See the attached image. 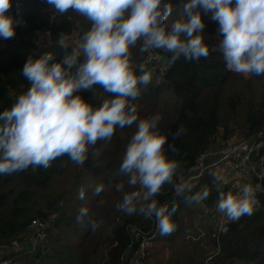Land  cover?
Listing matches in <instances>:
<instances>
[{"label":"clouds","instance_id":"clouds-1","mask_svg":"<svg viewBox=\"0 0 264 264\" xmlns=\"http://www.w3.org/2000/svg\"><path fill=\"white\" fill-rule=\"evenodd\" d=\"M56 13L69 10L91 22L81 43L56 60L52 52L27 58L22 75L30 87L18 95L10 108L0 112V175L32 167L47 169L61 156L84 165L90 149L100 140L111 141L117 127L137 130L127 144L119 171L127 177L116 184L123 193L116 204L118 211L129 216L139 213L154 218L160 235L176 230L172 219L177 211L175 200L160 204L157 199L164 185L172 184L180 167L170 159L165 145L168 134L158 130L159 115L138 118L133 101L152 78L151 71L140 65L137 75L132 66V49L139 52L161 49L171 54L172 62L183 57L199 61L209 56L202 13L218 24L219 44L226 68L248 75H264V0H181V14L171 22L172 0H46ZM12 0H0V38L14 37L19 21L12 16ZM61 46L67 48L61 40ZM82 57V59H79ZM99 86L111 94L93 107L79 93ZM185 132L178 127L173 138ZM175 151V149H172ZM218 188L217 210L229 221L253 214V192L244 185L235 193L220 188L222 177L212 173ZM193 185L182 178L173 184V196L199 204L209 196L205 187L194 195ZM104 190L94 188V195ZM79 198H85L80 189ZM103 204V201L99 202ZM89 208L78 209L76 221L83 223ZM103 220L89 219L95 231Z\"/></svg>","mask_w":264,"mask_h":264},{"label":"trees","instance_id":"trees-1","mask_svg":"<svg viewBox=\"0 0 264 264\" xmlns=\"http://www.w3.org/2000/svg\"><path fill=\"white\" fill-rule=\"evenodd\" d=\"M172 3L174 11L169 17V22L176 19L182 11L179 7L181 0H172ZM48 6L46 0H30L16 7L12 12V15L19 21L15 28L18 38L9 42L0 51V112L5 108H10L15 102L18 94L13 91L22 93L30 87L29 82L22 75L23 66L29 56L52 52L56 60H62L66 52L70 53L73 49L64 42L63 44L67 48L61 46L60 42L63 36L75 29L78 31V37L81 38L91 27L90 21L72 10L60 15L56 12L50 13L46 9ZM202 19L205 23L204 35L209 46V56L201 58L199 61H187L181 57L172 62L171 54L163 51L167 59L166 65L160 71H152L151 66H145L147 70L151 71V81L146 87H142L140 96L132 102L138 108L142 106L145 99L157 103L169 97L174 98L175 104L171 109L157 111L151 108L147 117L154 115L161 117L158 130L168 134V143L165 145L168 150L167 155L170 159L177 160L180 165L173 178V183L164 185L161 194L154 197L160 204L168 203L169 209H171L170 202L175 200L177 211L172 219L176 230L170 235H160L154 218L146 219L139 213L129 216L117 210L116 204L121 201L123 193L117 192L116 187L111 186L113 195L109 199H105L103 191L99 195L93 194L97 183L84 182L79 185V190L83 188L85 195L89 194L91 197L79 201L78 194L74 200L76 202H73L72 205L68 203L65 197L66 193L60 192L55 197L48 199L43 207L36 206L33 215L41 219H48L56 227L58 235L51 236L50 248L46 246L44 250H37L33 254L24 250H10L8 255L12 253L17 264H35L34 262L36 264H85L89 260V253L85 245L91 244L92 253H94L97 250L96 241L101 250L105 249V264H129L144 237H150L151 240L170 241L174 240L176 235L180 233L182 235L183 232L189 230L185 224V218L182 219V216L185 214L188 216L190 213L193 218L200 209L195 203L187 204L184 196L174 198L173 184L179 182L189 171L199 153L211 146L214 138L218 135L219 128L232 129L233 124L226 123L225 117H229L231 122L235 121L236 127L243 132L242 137L254 134L264 126V75L257 76L256 84L253 82L256 91H253L251 87L252 94L246 100L243 120L236 121L237 105L241 98L230 95L224 101L220 94L221 86L229 79L228 75H231L233 71L226 68L222 54L215 50L219 44V38L214 36L215 22L203 13ZM42 32L48 33L49 42L39 47L36 39ZM137 47L140 45L137 44L131 51ZM146 53H143L144 57ZM132 59L136 60L137 56ZM132 66L137 75L142 74L139 64ZM154 72H162L161 78L157 82L153 80ZM79 94L93 107L99 106L103 99L111 97V94L104 92L99 86H95L93 91H81ZM178 127H183L185 132L181 137L173 138ZM115 131L116 134L113 135L111 141L100 140L90 149L88 159L84 164L91 168L88 176L85 177L86 180L90 178L91 173L98 172V167L91 166L93 158L96 160L104 158V155L101 157V153L92 157V152H100V145L112 142L116 136L119 139L120 132L128 131L127 139H131L134 135L130 127H117ZM230 133L231 131L227 135ZM258 153H264V144ZM70 162L68 156L64 155L54 160L47 169L29 167L23 171L0 175V243L11 239L21 242L23 237L21 238L20 235L26 228L28 220L33 217L21 212L28 211V207L25 209V206L28 205H23V203L26 204V201L29 200L32 189H18L14 196L9 197L10 194L2 189V186L7 183L14 184L20 179L26 186L31 184L47 188L57 170H65ZM107 175L109 182L127 179L119 169L110 170ZM191 184L193 185L191 193H185V195H194L207 187L210 194L206 200L201 201L203 207L210 209L217 203L218 188L210 170L198 177L197 180L192 181ZM262 185L263 189L253 194L254 203L251 216H242L237 222L230 221L228 230L219 234L218 239L214 236H206V241H184L185 245L197 246L203 255L210 251V247H214L215 251L211 255L210 264H231L233 261L250 264L253 260L258 259L264 253V178ZM232 186L230 183L223 185L220 183V188L225 192L233 190L235 187ZM90 199L103 201L106 207L96 211ZM81 206L89 208V217H86L82 224L76 221L78 209ZM72 208L73 211L70 212L69 210ZM89 219H102L103 223L93 231L89 225ZM135 232L139 233V237H135ZM212 232L214 233L213 229ZM76 238H79L77 243L74 241ZM77 245L81 246L77 247ZM77 250L79 254L74 255L73 252ZM187 262L186 264H190ZM170 264L185 263L175 260Z\"/></svg>","mask_w":264,"mask_h":264},{"label":"rangeland","instance_id":"rangeland-1","mask_svg":"<svg viewBox=\"0 0 264 264\" xmlns=\"http://www.w3.org/2000/svg\"><path fill=\"white\" fill-rule=\"evenodd\" d=\"M174 5V4H173ZM50 13H55V10L48 6L46 8ZM76 25H78V22H76ZM217 29L218 24L215 22V28H214V36H217ZM65 44H68L72 48H76L81 43V38L78 37V31L72 30L70 33H67L63 36L61 39ZM37 45L39 47L43 46L47 42H49L48 33L42 32L38 35L36 39ZM157 54V59L152 63L151 70L160 71L164 65H166L167 59L165 58L163 54V50L161 49H154ZM146 55V54H145ZM137 56L136 60L132 59V65L137 66L143 65V53L139 52V47L137 49L132 51V57ZM143 56V58H142ZM162 72H154L153 74V80L154 82H157L161 78ZM229 79L221 86L220 94L221 97L226 101V98L230 97V95H236L239 98V103L237 105L238 113L236 114V121L241 122L244 117V109H245V103L246 100L250 98L252 94V88L253 91H256V87L254 83H257L258 77L256 75H244L239 74L236 72H233L231 75H228ZM254 82V83H253ZM252 87V88H251ZM258 94H259V87L257 86ZM13 93H17L18 95L21 94V92L13 91ZM104 95V93H101ZM249 97V98H248ZM256 98V97H255ZM106 99V98H105ZM254 99V98H253ZM255 100V99H254ZM175 104L174 98L169 97L164 100H160L159 102L155 103L153 100L146 99L142 102V106L138 107V118L143 119L147 118V114L150 112L149 109H155L157 111H160L162 109H171V107ZM229 117H225L224 121L228 124H233L232 129L224 130L223 128H219L218 135L214 138L213 142L211 143L210 148L218 147L223 144H226L230 141L237 140L244 138L242 137L243 132L236 127L235 121L231 122V119ZM130 130L132 134H134L137 130L136 124L134 123ZM231 133L227 135L229 132ZM116 134V131L114 132V135ZM128 131L120 132L119 133V139L117 136L112 140V142L100 145L99 151H95L91 153V156L94 157V155H97L101 153V157L104 155V158L96 160V158H93V167H98V172H93L90 174V178L88 180L85 179L86 175L91 170L90 166L87 165H77L74 162H70L65 170H57V172L54 174L53 179L51 181L50 186L47 188H41L39 186H33L31 184H28L27 186L19 179V181L14 184L7 183L5 186H2V189L8 191L9 197L14 196V194L17 192L18 189H32V193L29 195V200L26 201V204L23 203L25 206V209L28 207V211H21L22 213H27L28 215H31V217L28 222L26 223V228H29V223L32 218L38 217L34 216V210L36 206L43 207L47 200L55 197L60 192H65V197L68 200L69 204L73 205V202L79 194V185H81L84 182H95L97 184H103L104 190H103V196L105 199H109L111 195V186L116 187L117 183L124 182L125 184V191L129 189L127 186V179L117 181V182H109L108 181V175L107 172L110 170H115L120 168V164L122 163L124 152L126 149L127 144L130 142L131 139H127ZM227 136V137H224ZM106 152V153H105ZM212 173H215L219 176H221L223 179L221 181V184H228L230 183L233 185L232 187H235L238 185L241 180L236 171H234L230 164L227 162H219L217 164H214L213 167L210 169ZM188 172L182 177V179H186ZM88 176V175H87ZM91 197L89 194L85 195L84 199H87ZM83 199V200H84ZM79 199V201H83ZM90 202L93 205V208L98 211L102 207H106V205L100 204L99 201H95L94 199H90ZM195 205L200 209L199 212L195 214V216L192 218L191 214L188 213V216L185 214V216H182V219L185 218V224L187 227H189L187 231L181 233L179 235H176L174 240H151L150 237H144L143 238V264H170L174 262L175 260L184 262L186 264L190 262V264H210L211 260L206 259L207 256L213 254L215 251L214 247H210V251L203 255L200 248H198L195 245L188 244L185 245V242L193 241V240H199L200 242L206 241V236L212 237V229L214 230V222L212 221V218L210 217V209H206L207 212H205V216L200 219L198 222V227L195 228V218L198 213H203L205 207H203L202 203ZM213 207V206H212ZM70 212L73 211V208L69 210ZM40 218V217H39ZM46 222V231H45V245L50 248L51 247V236H56L58 233L56 232V227L51 224V222L48 219H42ZM211 233V234H210ZM27 233L20 235L21 238L24 237ZM137 234V233H136ZM135 234V237L137 235ZM17 237V236H16ZM28 241L30 240V237L27 238ZM79 238L74 239V241L77 243ZM9 241V242H8ZM5 242L0 243V253L9 252L10 250H16L19 251L22 249V245L19 241L16 240H8ZM81 245H77V247H80ZM95 246L97 247L94 253H92L93 247L91 244L85 245V248H87V252L89 253V260L85 262V264H105L106 262V252L105 249H102L97 246V241L95 243ZM83 251V250H80ZM74 255H78L79 251H74ZM137 253V251L134 253V255ZM175 259V260H173ZM36 264V262H34ZM22 264V263H21ZM132 264V263H129ZM231 264H242L237 261H233ZM250 264H264V253L261 255L258 259L253 260Z\"/></svg>","mask_w":264,"mask_h":264},{"label":"built area","instance_id":"built-area-1","mask_svg":"<svg viewBox=\"0 0 264 264\" xmlns=\"http://www.w3.org/2000/svg\"><path fill=\"white\" fill-rule=\"evenodd\" d=\"M27 1L30 0H12V7L9 14L12 15V12L16 7L21 6ZM17 38L18 35L16 31L14 37L11 39L4 40L3 38H0V51H2L9 42L14 41ZM156 59L157 54L155 50L150 49L143 59V65L151 66ZM263 144L264 126L254 134L244 138L230 141L218 147H209L199 153L184 180L190 182L195 181L198 177L205 174L206 171L210 170L214 164L227 162L230 164L231 168L238 173L241 180V182L232 190L234 193L239 191L244 185L250 186L253 194L261 191L263 189L262 179L264 178V153L260 154L258 152ZM216 204L213 205L209 213L215 224L214 233H212V235L218 239L219 234L228 230L230 221L217 210ZM206 209L207 208L204 209L203 213L197 214L195 218V228L199 226L198 222L200 219L205 216V212H207ZM45 231L46 222L39 217L32 218L29 223V228H25L22 231V234H27L20 242L22 245L21 250H24L29 254H33L37 250H44L46 247ZM135 234L139 237L138 232H135ZM28 237H30L29 241L27 239ZM142 246L143 242L140 243L137 253L131 258L130 263L143 264L144 252ZM211 255L206 259L210 260ZM0 256V264H17L12 253L8 255V251L2 254L0 253Z\"/></svg>","mask_w":264,"mask_h":264}]
</instances>
